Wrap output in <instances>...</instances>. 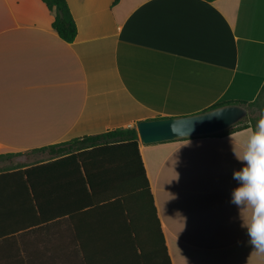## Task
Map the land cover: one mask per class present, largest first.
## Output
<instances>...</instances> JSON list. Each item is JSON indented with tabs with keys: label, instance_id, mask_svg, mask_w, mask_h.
Masks as SVG:
<instances>
[{
	"label": "crops",
	"instance_id": "crops-1",
	"mask_svg": "<svg viewBox=\"0 0 264 264\" xmlns=\"http://www.w3.org/2000/svg\"><path fill=\"white\" fill-rule=\"evenodd\" d=\"M67 1L72 43L42 0H0V264H84L76 223L97 238L79 210L75 164L35 150L251 103L264 90V0ZM252 128L140 141L173 264H264L242 227L250 210L229 202ZM41 164L51 167L24 174ZM119 207L97 212L111 220Z\"/></svg>",
	"mask_w": 264,
	"mask_h": 264
},
{
	"label": "trees",
	"instance_id": "trees-1",
	"mask_svg": "<svg viewBox=\"0 0 264 264\" xmlns=\"http://www.w3.org/2000/svg\"><path fill=\"white\" fill-rule=\"evenodd\" d=\"M42 1L55 12L53 27L59 37L68 43L74 42L78 36V27L68 1ZM119 2L120 0H115V4ZM236 104L245 105L249 109V119L246 123L242 120L230 130L215 136L253 127L264 110V90L254 102ZM226 105L231 104H219L210 110ZM256 113L260 116H255ZM35 152L57 155L61 158L54 166L75 164L77 173L80 174L77 185L83 198L79 210L85 217L93 218V223H90L96 226L93 228L97 234V238L90 239L85 232L89 223H76V241L83 253L84 264H173L157 218L137 128H121L99 135L84 136ZM48 167L51 164H41L26 170L24 174H30L35 168ZM36 203L41 210L37 193ZM111 204L120 206L118 209L121 215L111 218L115 233L113 238L107 239L106 227L110 226L111 220L103 217L97 209ZM93 247L96 249L91 251L90 248Z\"/></svg>",
	"mask_w": 264,
	"mask_h": 264
},
{
	"label": "clouds",
	"instance_id": "clouds-1",
	"mask_svg": "<svg viewBox=\"0 0 264 264\" xmlns=\"http://www.w3.org/2000/svg\"><path fill=\"white\" fill-rule=\"evenodd\" d=\"M241 167L233 171L236 186L231 190L230 203L238 209H249L242 220L248 243L264 253V110L243 142Z\"/></svg>",
	"mask_w": 264,
	"mask_h": 264
},
{
	"label": "water",
	"instance_id": "water-1",
	"mask_svg": "<svg viewBox=\"0 0 264 264\" xmlns=\"http://www.w3.org/2000/svg\"><path fill=\"white\" fill-rule=\"evenodd\" d=\"M250 111L242 104H231L198 114L159 118L139 122L136 126L145 145L215 136L244 120Z\"/></svg>",
	"mask_w": 264,
	"mask_h": 264
},
{
	"label": "rangeland",
	"instance_id": "rangeland-1",
	"mask_svg": "<svg viewBox=\"0 0 264 264\" xmlns=\"http://www.w3.org/2000/svg\"><path fill=\"white\" fill-rule=\"evenodd\" d=\"M249 116H250V113H249V115L246 117V119H244V123H246V120H248L249 119ZM242 126H244V124L243 125H241V127Z\"/></svg>",
	"mask_w": 264,
	"mask_h": 264
}]
</instances>
